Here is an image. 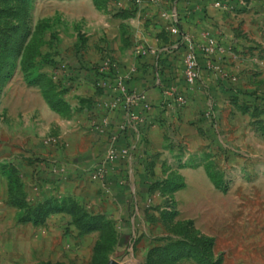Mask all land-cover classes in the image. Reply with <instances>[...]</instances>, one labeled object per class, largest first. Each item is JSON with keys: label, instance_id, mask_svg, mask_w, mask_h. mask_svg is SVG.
I'll return each mask as SVG.
<instances>
[{"label": "rangeland", "instance_id": "374dc122", "mask_svg": "<svg viewBox=\"0 0 264 264\" xmlns=\"http://www.w3.org/2000/svg\"><path fill=\"white\" fill-rule=\"evenodd\" d=\"M155 2L0 0V164L17 167L29 202L54 207L42 223L18 224L0 174V264H264V104L218 77L215 102L199 57L196 84L183 73L182 89L168 82L161 103L130 86L152 70L148 58L168 54L132 32L158 19L147 11ZM138 10L141 22L131 19ZM103 71L118 76L108 85L95 78ZM195 92L211 101L193 104ZM118 103L124 117L131 108L143 121L139 132L127 131L132 150L116 161L132 172L142 159L149 194L146 204L132 194L125 225L124 204L109 191L116 161L97 175L106 147L98 163L84 159L73 171L61 153L70 128L90 136L88 148L96 135H117L98 114ZM153 124L162 126L156 138L148 134Z\"/></svg>", "mask_w": 264, "mask_h": 264}, {"label": "crops", "instance_id": "0c3cea01", "mask_svg": "<svg viewBox=\"0 0 264 264\" xmlns=\"http://www.w3.org/2000/svg\"><path fill=\"white\" fill-rule=\"evenodd\" d=\"M155 1L152 8H147V11L149 14H156L158 19L154 21V24L152 21V24L148 27L138 26V29L133 28L132 32L143 38L151 47H159L160 44L166 46L168 49L167 55L172 59L174 57L177 63L181 62L188 49L184 46L182 50H178L176 53H174V49L183 44V42H179V39L186 36L187 41L185 44L188 47L189 45L194 47L205 69L209 67L208 70H204V84L206 87H210L209 92L215 95V102L220 99L219 95H221L220 87L217 86V77L219 81L226 85L232 82L236 86L246 90L261 89L264 91V0ZM124 4L128 5L129 0H124ZM171 12L176 13L180 19L181 31L179 33H173L171 30L168 31L165 26L167 23H165L166 21L161 16L163 14L167 18L169 28L171 29ZM143 15L144 13L139 11L131 19L141 22ZM157 21H159L158 24L156 23ZM119 38L118 44L116 43L117 47L124 42L121 32L119 33ZM212 40L213 43H211ZM209 45H212L214 48V53L210 56L206 55L203 50L204 47ZM118 49H121V46ZM215 68H218L220 71L215 72ZM82 74L85 79L91 82L94 80V77ZM179 74L181 75L177 77L176 83L179 89H182L180 79L183 75L182 73ZM222 74L226 75V78H223ZM212 78L215 80L211 81ZM129 85H133L138 91L143 92L154 104L161 103L164 100L156 81L151 76H148L147 69L133 76L132 80L129 81ZM204 99L202 93H192L191 102L193 104L203 107L205 100L207 104L211 101ZM169 109L170 107H168V111ZM155 112H158L157 108H155ZM98 117L101 119V122L104 120V122L109 124L108 126L111 129L117 131L118 124L124 118L121 103H118L117 107L108 112V114H98ZM161 128L162 126L159 124L151 125L148 130L149 137L156 138ZM74 129L75 131L73 132L72 130ZM74 129L70 128L63 132V139L67 143V146L61 152L66 157L67 162L72 164L71 171L76 170L77 166L81 165L84 159L94 162V164L98 163L106 147V135H96L93 143H90V147L88 148L87 144H89L90 140L88 142L86 138H90V136L85 135V132L77 129V127ZM130 138L131 136L128 135L119 142L125 144ZM58 154L60 152L55 149L52 150L51 156H57ZM140 160L142 161V159L136 161L132 172L127 171L128 164L126 161H116L112 164L109 171V191L113 197H116L117 200L124 204L122 208L125 216V219L122 221L124 225L127 221V201L131 198L132 194H136V191L139 192L138 196L141 204H146L149 198L147 185L143 182L145 179V168L140 165ZM27 200L30 201L28 197ZM8 202L12 205L9 201V192ZM19 213L16 215V221H18ZM27 223L32 224V222ZM18 224L21 223L18 221Z\"/></svg>", "mask_w": 264, "mask_h": 264}, {"label": "trees", "instance_id": "16d2710c", "mask_svg": "<svg viewBox=\"0 0 264 264\" xmlns=\"http://www.w3.org/2000/svg\"><path fill=\"white\" fill-rule=\"evenodd\" d=\"M181 40L182 38L179 39V42ZM184 46L188 49V46L185 43H183L182 45H179L177 49H174L175 50L174 53H176L178 50H182ZM183 59L181 60L180 63H177L174 57L172 59L170 58L169 55H167L164 58H161V56L154 55L145 61L147 68L152 69L150 71L147 70L148 76H151L154 81H156L157 78L156 69H159L160 72L162 73L161 85L158 86L161 93H163L165 89L164 86H166V84L170 81L173 83V85L177 86L176 79L178 76L181 75L179 73L183 74V66H184ZM71 66L80 73L87 74L90 71L88 68L85 67H76V65L73 64ZM115 77H117L115 71H112L111 73H107L103 71V72H97L95 74V78L98 81H102L104 83H107L108 85L114 82ZM238 89L240 92L246 95L248 100L253 98L257 105L261 106L264 104V96H261L256 91H248L242 89L239 86ZM47 98L49 101H52L51 95L47 96ZM168 103L170 104L172 103V101L169 102L167 101L166 104ZM119 132H120L119 133L120 135L119 141H120L122 138H125L127 136V132L125 131L124 132L119 131ZM109 140L110 137L106 136L105 138L106 146L108 145ZM119 145L125 146L120 142ZM140 165L143 167V161H140ZM0 168H3L0 171V174L5 175L8 181L9 201L12 205L20 209L18 221L20 223H27V222H32L33 224L42 223L46 219V216L51 211V209L54 208L52 202L50 200H44L43 202L37 204L29 202L27 200V196L23 187V182L22 179L20 178V173L17 167H15L14 164L12 165L0 164Z\"/></svg>", "mask_w": 264, "mask_h": 264}, {"label": "built area", "instance_id": "2783aa9c", "mask_svg": "<svg viewBox=\"0 0 264 264\" xmlns=\"http://www.w3.org/2000/svg\"><path fill=\"white\" fill-rule=\"evenodd\" d=\"M170 15L172 18L171 32L179 33L181 31L180 19L176 13L171 12ZM186 41H187L186 36H183L181 42L185 43ZM211 43H213V40L211 41ZM203 50H204V53L208 56L214 53V48L212 45L204 47ZM107 64L108 63L105 62V65ZM183 64H184L183 73L187 79V82L191 86L195 85L197 82L198 76H199V71H198L199 63H198L197 52L194 49V47H192V45L191 46L189 45L188 47L186 55L184 56V59H183ZM174 88L177 91L180 90L177 86H175ZM143 97H145V94H143ZM176 99L180 103L184 102V99L181 95L176 97ZM208 116H211L210 113ZM142 121H143V117L139 112L135 111L134 109L127 108V112H126V115L123 121H121L118 124V130H117L118 134L110 137L109 143L106 146V151L104 153V156L100 159L97 175L104 176L105 169L108 164L113 163L120 157L125 158L126 155H128L129 152H131L132 150L131 148L119 145V138H120L119 131L127 132L128 130H130L131 132L133 131L139 132L137 126L141 124Z\"/></svg>", "mask_w": 264, "mask_h": 264}]
</instances>
